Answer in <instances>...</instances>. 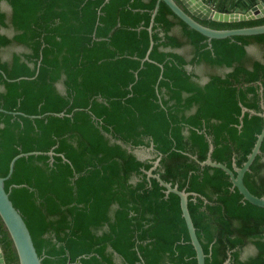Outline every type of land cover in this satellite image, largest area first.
<instances>
[{"label": "trees", "instance_id": "trees-1", "mask_svg": "<svg viewBox=\"0 0 264 264\" xmlns=\"http://www.w3.org/2000/svg\"><path fill=\"white\" fill-rule=\"evenodd\" d=\"M156 2L0 0V49L23 48L0 56V176L16 155L41 152L19 157L4 180L41 264H197L179 197L145 173L158 156L153 174L196 193L187 206L205 264H264V207L199 164L208 136L213 161L240 167L262 129L258 115L240 119V105L264 103V33L208 40L162 1L149 33ZM201 65L228 71L203 77ZM118 141L152 143L155 158ZM243 182L264 196V138ZM246 245L254 251L242 258Z\"/></svg>", "mask_w": 264, "mask_h": 264}, {"label": "water", "instance_id": "water-1", "mask_svg": "<svg viewBox=\"0 0 264 264\" xmlns=\"http://www.w3.org/2000/svg\"><path fill=\"white\" fill-rule=\"evenodd\" d=\"M161 1L168 6V8L172 11L174 15H176L180 20H182L185 24H187L188 27L204 35L205 37L208 38V40L221 39L236 35L250 36V35H257L264 33V24L252 26V27H244L239 29H214L205 26L196 20V19H200V20L211 19L218 22H237V21L260 18L264 16V1L262 0L260 1L257 0L256 4L247 10H240V11L237 10L231 12L216 10L212 7V5L205 3L203 0H177V1L157 0L155 9L152 14L150 25L148 27L149 33H151L153 18L158 10L159 3ZM151 47H152V41H150L148 51L144 58L145 60L148 59V53ZM240 107H241L240 119L242 118L245 112H248L249 114L258 115L263 119L262 129L260 133L257 134L254 145L250 153L246 156V160L242 163L240 167L236 166L235 162L233 161L231 165L232 169L228 168L224 163L213 161L211 159L213 144L211 142V138L207 136V140L209 144L207 155L205 160L199 162V164L202 166L207 165L222 169L228 175L232 187L238 190V192L242 195L244 200L248 201L253 205L264 207V196L254 195L248 190V188L243 182V177L245 172L249 170V167L254 161L255 157L258 154H260V145L264 138V103L263 100L261 99L260 100L261 111L248 109L242 105H240ZM56 115H61V114H56ZM118 142L121 143L120 141ZM121 144L123 147H126V149L129 152H132L138 159L144 160L143 158L139 157L137 154L138 147H131L123 143ZM144 149L148 151H153L152 143L148 148H144ZM37 154H41V152L33 151L27 153H20L16 155L15 157L12 158V160L9 163L7 176L6 177L0 176V245L4 253L7 264H41V258L37 254L30 231L19 211L13 206L12 201L9 198L8 192L4 188V180L11 175L14 162L21 156L37 155ZM47 154L52 155V152H47ZM159 160H160V156H158L156 160L153 161L152 167L146 170L145 173L147 174L148 177L156 178L159 184L165 188V194L174 193L179 197L181 214L187 228L190 243L195 251L197 264H205L204 261L205 255L202 246L200 244V241L197 238L195 227L193 225L187 206L188 196L196 195V193L179 190L177 188V185L171 186V184L164 182L158 175L153 174L152 170L156 168ZM1 248H0V264H5ZM113 255L116 259H119V256L115 252L113 253ZM227 262L228 260H226L223 264H226Z\"/></svg>", "mask_w": 264, "mask_h": 264}, {"label": "rangeland", "instance_id": "rangeland-1", "mask_svg": "<svg viewBox=\"0 0 264 264\" xmlns=\"http://www.w3.org/2000/svg\"><path fill=\"white\" fill-rule=\"evenodd\" d=\"M2 8L5 10V11H9L10 8L8 6V4L6 3H3L2 5ZM2 32L8 34V35H11L12 34V31L11 29H3ZM188 48H185L183 50V52L188 55V51H187ZM23 48L21 46H9V47H6V48H3V49H0V56L2 58H6V59H9L12 52L14 51H17V52H20L22 51ZM249 54L256 57V58H261L263 56V51L260 50L257 46H251L249 49ZM182 52V51H181ZM199 73H201L202 75H204L203 77L207 76V74H210V73H214V72H217L216 69H214L213 67H208V66H205V65H201L200 67H198V70H197ZM151 151H148L146 149H144L143 147H138L137 148V154L139 157L143 158V159H148L150 156H151ZM254 249L252 247V245H248L246 246V248L243 250V253L241 254V256H247V255H251L253 253Z\"/></svg>", "mask_w": 264, "mask_h": 264}, {"label": "crops", "instance_id": "crops-1", "mask_svg": "<svg viewBox=\"0 0 264 264\" xmlns=\"http://www.w3.org/2000/svg\"><path fill=\"white\" fill-rule=\"evenodd\" d=\"M203 1L205 3L212 5L214 9L224 12L247 10L253 7L257 2V0H203ZM174 32L178 33V29L176 28ZM185 48H187V46L183 47L182 49L184 50ZM182 49H179V51L183 52ZM115 260L117 259L115 258Z\"/></svg>", "mask_w": 264, "mask_h": 264}, {"label": "flooded vegetation", "instance_id": "flooded-vegetation-1", "mask_svg": "<svg viewBox=\"0 0 264 264\" xmlns=\"http://www.w3.org/2000/svg\"><path fill=\"white\" fill-rule=\"evenodd\" d=\"M188 67H191V66H188ZM216 71L218 72V73H220V74H222V73H225V72H227L228 71V69H218V68H216ZM206 79H203V81L202 82H204ZM155 158V155L154 154H151V156L148 158L149 160H152V159H154ZM144 160H146V159H144ZM246 246H248V245H246ZM246 246L244 247V249L246 248ZM243 249V250H244ZM242 253H243V251H242ZM113 257H114V255H113ZM242 258H245V256H241ZM120 259V258H119ZM119 259H117V260H119ZM114 260H115V258H114Z\"/></svg>", "mask_w": 264, "mask_h": 264}]
</instances>
